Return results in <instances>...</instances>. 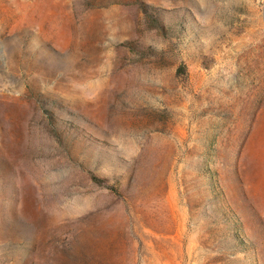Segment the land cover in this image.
I'll list each match as a JSON object with an SVG mask.
<instances>
[{
	"label": "rangeland",
	"instance_id": "374dc122",
	"mask_svg": "<svg viewBox=\"0 0 264 264\" xmlns=\"http://www.w3.org/2000/svg\"><path fill=\"white\" fill-rule=\"evenodd\" d=\"M0 264H264V0H0Z\"/></svg>",
	"mask_w": 264,
	"mask_h": 264
},
{
	"label": "trees",
	"instance_id": "16d2710c",
	"mask_svg": "<svg viewBox=\"0 0 264 264\" xmlns=\"http://www.w3.org/2000/svg\"><path fill=\"white\" fill-rule=\"evenodd\" d=\"M151 10H154V8H151ZM149 15H150V17L153 19V21H155L157 24H159V23H158V22H159L158 17H155V15H151V14H149ZM92 179H93L94 181H97L96 178L93 177V176H92ZM97 182L99 183V181H97Z\"/></svg>",
	"mask_w": 264,
	"mask_h": 264
}]
</instances>
